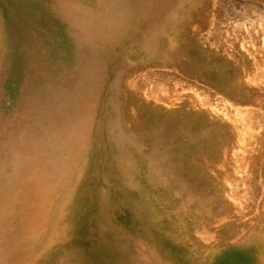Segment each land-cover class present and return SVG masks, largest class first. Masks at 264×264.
Here are the masks:
<instances>
[{
	"label": "bare ground",
	"instance_id": "6f19581e",
	"mask_svg": "<svg viewBox=\"0 0 264 264\" xmlns=\"http://www.w3.org/2000/svg\"><path fill=\"white\" fill-rule=\"evenodd\" d=\"M186 1L31 0L27 24L8 27L17 53L9 75L20 85L0 113V264H192L174 255L133 180L177 185L188 200L197 190L174 139L208 133L162 116L157 103L180 96L157 95L148 71L163 63L185 72L192 51L169 36ZM258 238L242 243L251 264H264V232Z\"/></svg>",
	"mask_w": 264,
	"mask_h": 264
},
{
	"label": "rangeland",
	"instance_id": "374dc122",
	"mask_svg": "<svg viewBox=\"0 0 264 264\" xmlns=\"http://www.w3.org/2000/svg\"><path fill=\"white\" fill-rule=\"evenodd\" d=\"M32 9L31 0H0V113L4 115L15 105L20 85L9 75L17 65V53L7 29L27 24L25 15ZM179 15L181 25L173 31L178 35L171 33L169 39H174L173 47L192 51L183 58L185 72L170 73L172 68L163 63L148 71L157 95L169 90L180 96L168 106L157 103L162 116H169L173 124L182 121L190 135L209 134L203 143L195 138L183 141L181 134L174 139L192 168L189 180L197 190L188 200L178 198L177 185L168 184L161 191L141 174L133 175V180L154 201L156 226L178 250L174 255L192 264H251L252 254L242 243L249 234L255 242L264 232V0H187ZM238 92L250 100H239Z\"/></svg>",
	"mask_w": 264,
	"mask_h": 264
}]
</instances>
